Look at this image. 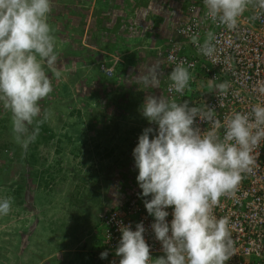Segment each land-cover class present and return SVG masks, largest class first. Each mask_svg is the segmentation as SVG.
Segmentation results:
<instances>
[{"label": "clouds", "instance_id": "1", "mask_svg": "<svg viewBox=\"0 0 264 264\" xmlns=\"http://www.w3.org/2000/svg\"><path fill=\"white\" fill-rule=\"evenodd\" d=\"M203 5L206 17L229 31L238 28L249 9L253 21L264 14V0H203ZM52 8L53 0H0V105L10 114L13 139L22 150L36 141L50 119L51 111H42L40 102L53 92L52 78H62L48 22ZM204 37L203 43L199 34L190 39L199 54L212 58L216 34L209 30ZM191 67L180 63L172 69L170 91L183 96L190 89ZM160 76V65L154 64L139 75L130 74L127 82L159 88ZM207 88L223 107L229 83L210 80ZM140 111L150 126L143 129L132 153L142 189L138 195L145 198L147 212L154 217L151 228L164 255L152 258L143 222L135 230L121 225L119 264H227L235 242L229 219L217 218L213 209L221 197L234 196L242 180L253 173L254 151L264 142V105L235 112L223 125L212 107L190 106L188 100L181 103L163 95H146ZM197 119L209 127L202 130ZM11 208L10 197L0 198V216L8 215ZM107 256V251L100 253L101 259Z\"/></svg>", "mask_w": 264, "mask_h": 264}, {"label": "rangeland", "instance_id": "2", "mask_svg": "<svg viewBox=\"0 0 264 264\" xmlns=\"http://www.w3.org/2000/svg\"><path fill=\"white\" fill-rule=\"evenodd\" d=\"M147 2L53 0L48 22L62 78H52L54 90L40 102L52 115L27 150L14 142L10 114L0 105V198L12 199L10 213L0 216V264H81V254L100 250V213L126 199L130 181L138 184L135 137L150 126L140 115L143 103L136 105L131 88L135 113H117L125 109L114 102L118 82L92 70L114 69L118 60L93 46L110 42L118 29L126 37L145 34L151 11L141 5ZM125 71L115 68L113 75L122 81ZM162 87L147 95L164 96Z\"/></svg>", "mask_w": 264, "mask_h": 264}, {"label": "built area", "instance_id": "3", "mask_svg": "<svg viewBox=\"0 0 264 264\" xmlns=\"http://www.w3.org/2000/svg\"><path fill=\"white\" fill-rule=\"evenodd\" d=\"M206 9L200 2L192 1L187 6L188 18L177 28V35L171 36L166 44L158 49V57L167 68V76L162 87L167 99L177 102L188 100L190 106L212 107L216 118L221 124L235 112H248L256 104L264 105V14L255 21L251 20L253 10L246 11L239 19L238 28L229 31L224 26L213 24L205 15ZM216 34L217 51L212 58L198 53L196 45L190 37L199 34L203 43L207 31ZM215 61V62H213ZM192 65L189 69L194 77L190 81V89H185L181 96L174 90L170 91L171 81L168 75L177 65ZM102 69L108 76H113L114 69L106 64ZM205 80L215 84L227 81L230 85L228 95L223 98V107H219V98L215 93L203 96ZM202 130L207 123L197 119ZM223 136L224 128L219 129ZM135 141L138 139L135 138ZM256 165L253 173L247 175L241 182L235 195L221 197L220 204L213 209L217 218L229 219L230 231L235 242L234 255L227 264H264V142L255 149ZM142 192L138 184L130 181L128 195L125 200L104 209L99 215L102 238L100 253L107 251L108 256L103 264H119L120 257L116 248L122 236L121 225H131L143 222L146 228V241L151 246L152 258L164 255L161 242L155 239L151 228L154 217L149 215L144 204ZM149 196L147 199H150ZM170 223L172 208H168Z\"/></svg>", "mask_w": 264, "mask_h": 264}, {"label": "crops", "instance_id": "4", "mask_svg": "<svg viewBox=\"0 0 264 264\" xmlns=\"http://www.w3.org/2000/svg\"><path fill=\"white\" fill-rule=\"evenodd\" d=\"M192 1H197L200 2V4H203V0H149V2L141 5L142 7L145 6L146 10L151 11V13H149L151 17H147L146 23H144L146 24L147 33L135 34L134 36L129 35L126 37V35L120 33L118 29V31H114L118 34L115 35V38L111 37L109 39L110 42L105 43L103 40L100 43L93 42L95 44V46H93L95 49L97 47L96 45L103 46L101 47L102 49L99 48L98 51L96 49V53L99 56L102 57L105 55L107 58H117L118 61L115 64L112 62L114 69L126 67L122 81H120L118 77L115 78L114 75L112 78L107 76L99 66L95 70L92 68V74L95 73L101 78L102 76H105L107 79H113L118 82V84L113 85L112 88L117 90L116 94L117 92L120 93V95L115 98L114 102L120 107L121 105H124L125 108L122 112H117L120 116L126 114L127 116H130V114L133 115V113H135L132 110L134 107L133 104L130 106L129 102V99L132 98V92H129L131 88L136 87L137 92L135 93L139 97L136 105L140 106L149 92L155 94L160 90V87L164 85L167 76V68L162 64L157 55L158 49H161L162 46L166 44L169 37L177 35V28L188 18L187 6ZM131 34L133 35L134 33ZM116 38L118 39L116 40ZM123 38H129L131 40L127 39L129 41H126L123 40ZM154 64H159L161 69L159 88H149V90H146L145 92L142 85L139 87V85L129 84L127 82L130 74L135 73L136 75H139L140 70H147ZM122 86H124V88ZM121 90H124L123 94H121ZM124 100L128 102L126 103ZM133 117L136 118V116Z\"/></svg>", "mask_w": 264, "mask_h": 264}, {"label": "trees", "instance_id": "5", "mask_svg": "<svg viewBox=\"0 0 264 264\" xmlns=\"http://www.w3.org/2000/svg\"><path fill=\"white\" fill-rule=\"evenodd\" d=\"M138 137H139V135H137V137H135V138L138 139ZM96 249H97V247H96ZM81 256H82L81 257V260H82L81 264H103V259L100 258V251L93 250V252H90L87 254H81Z\"/></svg>", "mask_w": 264, "mask_h": 264}]
</instances>
